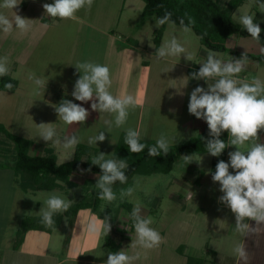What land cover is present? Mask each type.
I'll list each match as a JSON object with an SVG mask.
<instances>
[{
    "label": "rangeland",
    "instance_id": "rangeland-1",
    "mask_svg": "<svg viewBox=\"0 0 264 264\" xmlns=\"http://www.w3.org/2000/svg\"><path fill=\"white\" fill-rule=\"evenodd\" d=\"M25 1L23 6L26 8L21 11L19 6L17 11L22 17L33 20L32 31L23 35L16 30L10 35L0 32V57H8L9 73L13 72L11 75L19 80L18 89L14 93L0 91V123L5 125L10 132L32 139L34 141L31 149L32 154H46V149L50 147L54 150L59 163L68 161L75 155L76 147L64 150L51 141H43L40 138L38 127L41 122L52 123L51 126L56 129L61 141L65 136L77 135L81 138L82 143L88 144L89 137L98 135L100 131H105L106 140L97 142L96 145H90V153L85 155L84 159L93 158L100 152L106 154L105 159H115L116 145L121 135L124 134L123 132L126 133L128 128L138 130L140 138L155 142L160 134L164 133L168 137L174 138L172 145L185 143L206 128L204 126L195 131L197 127L195 119L188 111L190 94L198 86L190 85L188 79L194 72L193 70L199 71L200 64L206 62L208 52L211 50L201 44L193 29L190 33H185L181 26L175 23L163 25L161 26L164 28L161 43L163 44L175 36L193 55L194 61H187L182 55L158 59L153 57L156 46L153 39L154 31L161 28L155 27V18L158 16H151L142 26L140 25L145 0H94L90 9L84 8L77 12L76 20L52 19L46 15L43 6H39L33 0ZM50 2L53 3V0ZM219 2L226 3L228 0H219ZM0 12L9 17L14 14L13 11L2 8H0ZM242 14L252 15L260 27L264 25V10L260 9L258 0H246L233 13L234 20L240 22ZM100 15L102 16L100 17ZM41 16H45L49 22V26L46 27L47 32L44 33L40 31ZM94 24L110 28L109 32L111 29L114 30V33L116 32L118 35L117 43L122 44V48L124 44L126 46L131 43L127 41L128 38H132L133 41L138 39L137 45L140 50H136L135 56L139 58L144 56L149 60L144 66H130L131 60H135L136 57L132 56L130 61L126 59L128 57L118 61V58L112 53L113 50L109 51L110 56L114 55V63L108 64L113 65V69L109 68L110 72L113 73L115 68L121 72L116 77L111 75L116 81L112 80L110 92L114 96L131 94L140 100V104L135 109H129L127 122L120 128L113 124L111 133L107 132V127L103 122L104 119L114 120L111 114L104 113L103 118H100L99 112L91 110V101L84 104L76 101L71 95L75 82L81 75V73H77L75 65L80 62L101 64L99 61L95 62L96 60L92 59L90 55L98 51L99 46L106 43L107 37L104 38L100 32L94 31ZM88 30L97 33L94 39L87 32ZM226 44L242 53H264L261 51L264 49V45L251 36L244 37L233 34L227 38ZM72 49H75L76 55L70 59ZM214 52L219 53L218 58L224 62H228L233 56L228 52ZM233 58L239 59L240 57L233 56ZM24 59L26 60L24 61ZM183 64L188 67H184ZM242 72H245V78L252 80L259 78L264 81V61L248 60L245 70ZM242 72L241 76H243ZM36 78L44 81L43 87L35 84L34 79ZM198 83H201L199 86L207 88V83L204 80H199ZM63 99L72 100L89 109L88 119L83 124L74 123L72 125L59 120L55 107ZM260 135L259 133V137ZM261 137L263 136L261 135ZM111 140L114 144L111 143ZM259 141L260 139L256 142ZM250 146L251 142L246 143L245 150ZM228 150L231 152L236 149L232 146ZM183 155H193V162L188 164L181 157L169 172L135 174L132 178L127 179L125 184L118 183L112 186L116 193V200L111 203L101 201L98 212H93L89 208L82 209L76 217V225L70 236V254H78L81 249H86L85 256L88 257L90 254L94 260L98 259L102 253H106L107 256L111 250L104 244L105 236L100 233H90L87 230V223L93 217H96L98 221L103 220L106 216L110 217L109 222L116 226L115 232L112 234L113 239L115 242H119L121 234L130 232L131 211L123 205V203L129 202L132 203L133 208L138 203L141 206L143 217L151 218L153 225L155 223L159 227L166 225V229L170 233L171 239L164 240L158 248H154L152 252L155 254L145 257L148 258L146 261H150L151 264L179 262V258H176L178 254L175 253L172 245L177 241L174 239L175 237L184 239L188 235L187 228L182 226L183 221L191 224H200L201 222L204 224L206 221L209 222V220H205L206 215L213 220H220L217 209L212 210L217 203V190L220 188L218 183L213 182L212 172L210 173L213 156L207 152L201 154L187 152ZM15 156L14 141L0 132V168H3L0 173L5 174L4 177H0V235L2 232L5 233V236L13 234L20 214H26V216L40 214L41 209L46 208L45 201L51 194L69 199L73 203L83 199H93L99 191L96 188L98 175L87 171L81 174V169H87L78 168L71 175V179L76 183L73 188L26 193L20 186L21 176L13 168ZM203 172L205 175L202 180L200 174ZM91 176H94L95 179L91 180L93 178ZM129 187L134 189L132 196L121 199V190H126ZM11 201L12 204H10ZM9 206L12 208L11 213L8 210ZM179 223L181 224L178 225ZM218 225L221 226L222 223ZM191 227L195 228L194 225ZM64 233L63 224L54 236L58 235L57 243L60 250L66 251V248L62 247ZM29 234L30 236L46 235L40 230H34ZM195 240L193 245L196 246ZM140 250H142L140 257L145 259L146 252H143V249Z\"/></svg>",
    "mask_w": 264,
    "mask_h": 264
},
{
    "label": "clouds",
    "instance_id": "clouds-1",
    "mask_svg": "<svg viewBox=\"0 0 264 264\" xmlns=\"http://www.w3.org/2000/svg\"><path fill=\"white\" fill-rule=\"evenodd\" d=\"M260 9L264 10V0H258ZM22 0H2L0 8L13 11L9 17L0 12V32L10 35L14 30L19 34H27L33 29V20L22 17L18 14V8ZM94 0H53V3H44L43 8L46 15L61 20H76L77 12L81 9H90ZM172 13L165 11L162 17L155 18V27L159 28L166 24H174L171 20ZM181 29L185 33L192 31L195 21L189 17L188 24L183 18L179 21ZM240 24L250 34L259 40L262 29L259 23L254 21L252 15L242 14ZM46 27V25H45ZM264 52V49H261ZM184 56L187 61H194L193 55L183 46V44L173 36L165 41L156 51L158 59L168 57ZM219 53L209 51L206 62L200 64L198 72L191 74L193 80H204L207 88L197 86L190 94L188 111L197 119L205 121L209 129V138L205 139L206 151L213 157H219L226 148L235 147V151L228 153L229 160H219L215 172L212 174L214 183L220 185L219 191L222 193L218 201L229 208L235 216V231L243 236H247L257 229L246 221H254L256 225L264 223V143H258L259 133L264 130V81L259 78L246 82L239 78V74L245 70L248 62L247 52L242 54V58H233L224 62L218 58ZM9 59L7 56L0 57V77L9 74ZM77 73H81L76 80L74 90L71 95L76 101L87 104L91 101V110L99 112L100 118L104 113L111 114L114 120L104 119L107 132L111 133L113 124L115 127H122L128 119L129 109H135L140 100L131 95L114 96L110 92L112 77L107 65L93 62H80L75 65ZM32 79V77H30ZM37 86L43 87L42 79H34ZM8 90L14 88L13 83H5ZM59 120L65 124H83L89 117V109L72 100L63 99L55 107ZM170 111H172L170 109ZM52 123L41 122L40 138L45 142H52L64 150L74 149L81 138L77 135L65 136L63 141L58 137L56 129ZM228 133V140L221 139L222 133ZM105 131H100L98 135L88 138L89 145H96L97 142L106 140ZM174 138H170L161 133L155 145H147L140 142L138 130L128 128L126 130L124 143L131 153H140L145 148L148 155L158 157L163 153L167 156L172 146ZM251 142V146L245 150L246 143ZM111 143L114 142L111 140ZM105 153L91 159L93 165L99 166L101 173L97 177L96 188L98 199L111 203L116 200V193L112 186L119 181L121 184L127 182L125 169L129 166L124 159H105ZM193 155H183L182 158L192 163ZM230 169L232 171H230ZM81 174L85 171L91 172V168L81 169ZM132 187L121 190L120 197L132 196ZM46 208L40 211L41 223L52 228L55 224L53 216L57 213L67 212L72 201L62 198L56 194H51L45 201ZM131 219L134 222L135 237L129 248L151 250L158 248L163 242L160 233L152 228L151 218L141 215V206L137 203L132 212ZM110 217L97 220L93 217L87 223V230L90 233H100L108 236L112 225ZM234 253L241 259L247 260V253L243 245H237ZM141 253L136 251L129 254L125 249L117 252H110L107 255L105 264H135L140 259Z\"/></svg>",
    "mask_w": 264,
    "mask_h": 264
},
{
    "label": "trees",
    "instance_id": "trees-1",
    "mask_svg": "<svg viewBox=\"0 0 264 264\" xmlns=\"http://www.w3.org/2000/svg\"><path fill=\"white\" fill-rule=\"evenodd\" d=\"M245 1L246 0H228L226 3H220L219 0H145L141 12L140 25L142 26L151 16L162 17L165 11L172 13L171 20L175 21L177 25H180L179 21L181 18L184 19L185 24H188V18L191 17L195 21V24L191 27L199 37L202 45L214 51L228 52L234 57L242 58L243 53L230 48L226 44V40L233 34L244 37L250 36L240 22H237L233 18L235 10ZM261 29V37L257 41L264 45V25L261 26ZM163 33V27L154 31L153 39L156 50L160 47ZM127 41L131 43L135 42L132 38H128ZM247 57L248 60L264 61V53L255 54L247 52ZM8 82L14 84L13 89L8 90L4 87L5 83ZM18 85L19 80L14 78L11 74L0 77V90L14 92ZM0 132L6 134L15 143L16 156L13 168L15 172L21 176L20 186L25 191L73 188L76 186V183L71 179V175L78 168H91V173L93 175L102 174L99 166L91 163V157L84 159V156L89 154L91 150V146L88 144L79 143L76 146L74 157L68 161L59 163L52 148L48 147L46 149V154L43 155L32 154L31 149L34 145L32 139L10 132L2 123H0ZM123 133L114 150V158L126 160L129 167L124 171L128 179L139 173L151 174L155 172L171 171L174 164L183 154L187 152L195 154L207 152L205 139L209 138V129L207 125L203 131L196 136H192L187 142L172 145L167 156L161 153V156L154 157L148 155L147 148L138 154L131 153L128 146L124 143L126 133ZM260 133L264 134V130ZM221 139L227 142L228 133H222ZM140 142L149 146L155 145L156 143L155 141H149L143 138H140ZM226 154L227 148L221 156L212 158V173L215 172L219 160H226ZM91 177H93L91 180L95 179L94 176ZM118 183L120 182L117 181L115 184ZM97 194L93 199H83L73 202L67 212L55 214L53 216L55 224L52 228H48L41 223V215L25 216L16 234V245H21L27 231L43 230L51 232L54 228L59 227L65 219L67 220L65 244H68L78 212L87 208L91 209L93 212H98L101 200L98 199ZM123 205L132 212V203L125 202ZM111 225V232L108 236H105L104 244L111 251L116 252L119 249V243L115 242L112 236L116 226L112 223ZM129 229L131 232L134 230V222L132 219H130ZM182 249L183 245L178 247L180 252L183 251ZM205 262V258L192 255H189L187 260V264H204Z\"/></svg>",
    "mask_w": 264,
    "mask_h": 264
},
{
    "label": "crops",
    "instance_id": "crops-1",
    "mask_svg": "<svg viewBox=\"0 0 264 264\" xmlns=\"http://www.w3.org/2000/svg\"><path fill=\"white\" fill-rule=\"evenodd\" d=\"M33 1L41 7L43 6L44 3H51L50 0H33ZM25 2H26L25 0H22V3L20 4L21 11L24 8H26L23 6V3ZM101 16L102 15H100V17ZM40 24L42 25L41 30H40L41 33L47 32L46 27L49 26V22L48 20H46L45 16L40 17ZM109 29L103 28V26L101 25L99 26L97 24H94L93 30L100 32V34L104 38L107 37V39H106V43L102 46H99L98 51L92 53L90 56L92 59L96 60L95 62L99 61L101 65H107L109 66V68H112L113 65H108V64L114 63V55L118 58V61L124 59V57H128L126 59L130 61L132 59V56L136 57L135 56V54L137 53L136 50L139 51L140 47L139 45H137V42L139 40L135 39L134 43H129V45L126 44V46H124L125 45L124 44L122 48V44L119 45L117 43L118 35L116 34V32L114 33V30L112 29L109 32ZM93 30H88L87 32L90 33L91 37L94 39L97 33H94ZM92 32L94 33L93 36H92L93 34ZM161 45L162 43L160 44V46ZM111 50H113L112 51V53L114 54L113 56H110L109 54V51ZM156 51L157 50L155 46L154 54H153V57L155 58H157ZM74 52H76L75 49H72L70 59H73L75 57L76 53ZM231 59H233V56ZM25 60L26 59H24V61ZM148 61H149L148 58L144 56L141 58L136 57L135 60H131L132 64H130V66H133V65H143L144 66L145 63H147ZM183 65L184 67H188L186 64H183ZM194 72H198V70ZM120 73L121 72L115 68L113 70V73H111V75L113 77H116L117 75L119 76ZM242 74L243 76L239 74L240 79L245 80L246 82L252 81V79L245 78L246 77L244 76L245 72H242ZM113 77H112V80L115 79ZM188 83L192 86L201 84V83L199 84L198 81L196 82L195 80L193 81L191 77H189ZM17 89L15 91H17ZM0 91H6V90H0ZM8 92L14 93L11 91H8ZM193 118L195 119V122L197 125L195 131H197V129L203 128L204 126H207L206 122H202L203 120L197 119L194 115H193ZM194 119L192 120L193 123H194ZM260 134L263 137H261L260 135L259 137L260 141L258 143H264V134L262 133ZM228 153H229V150L227 148V154H226V160H225L226 162H228L229 160ZM2 169L3 168H0V172ZM230 171L232 170L230 169ZM210 173H211V168H210ZM200 175L202 176V180H203L205 173L203 172ZM4 176H5L4 173H0L1 178ZM25 192L26 193L32 192V190L25 191ZM220 195H222V193L219 190H217V200H216L217 203L215 206L212 205L213 206L212 210L217 209V212L219 213L218 219L220 220H213L211 219V217L206 215L205 220H209V222L206 221V223L204 224L202 222L200 224H191L190 222L183 221L184 223H182L183 224L182 226L183 228H187L186 231L188 232V235L184 239L182 238L177 239L176 237L174 238L177 241L173 243L172 246H173L175 253L178 254L179 256V257L176 256V258H179V262L176 261V262H173L172 264H187L189 255L205 258L206 262L204 264H264V223L256 225L254 221H246L247 223L255 227L257 231L247 236H243L240 233L236 232L235 231V227H236L235 216L229 208H227L226 206H224L218 201V197ZM10 204H12V201L10 202ZM8 210H9V213L12 212V208L10 206ZM37 215H40V214H37ZM25 216L26 214H20L19 219H18V224L15 226V229L13 230L14 231L13 234L11 233V235L5 236V233L3 232L1 233L0 235V264H105L107 260V256L105 255L106 253L100 254L98 256V259L95 258L96 260H94V258H91L90 254H88L89 255L88 257L85 256L87 253L85 251L86 249H81L78 254H74V255L70 254L69 248L71 245V241H69L68 244H65L66 224H67L66 219L63 221V223L59 227L54 228L51 232L40 230L46 234L45 236L44 235L30 236L29 232H32L34 230L27 231L23 242L21 243V245L17 246L16 245V234H17L18 229L20 228L22 219ZM220 223H222L221 226L218 225ZM63 224H64L65 233H64L62 247L66 248V251H63V249L60 250V246H58V243H57L58 235L54 236V234L57 232V230L61 226H63ZM180 224L181 223H179L178 225ZM75 225H76V220H75ZM75 225L73 227L71 235L74 231ZM193 225L195 228L191 227ZM150 226L156 229L160 233V235L163 237V241L166 239H171L170 233L166 229V225H164L163 227H159L157 226L156 223L153 225V222H152ZM133 237H135V229L132 232L130 231V232H125L124 234H121L119 238L120 241L118 242L119 243L118 251H120L121 249H125V251H127L130 255L134 254L136 251H139L141 253L142 250H140V248H137V249L129 248L132 243ZM194 240L196 242V246L193 245ZM181 245H183L182 252L178 250V247ZM189 245L191 246L189 247ZM237 245L244 246L246 253H247V260L241 259L238 255L234 253V248ZM152 251H154V249L146 250V251L143 250V252H146L144 255V258L148 257V255L155 254ZM158 251L160 253L159 249ZM147 259L148 258L143 259L140 257V259L137 260L135 264H151L150 261H146Z\"/></svg>",
    "mask_w": 264,
    "mask_h": 264
}]
</instances>
